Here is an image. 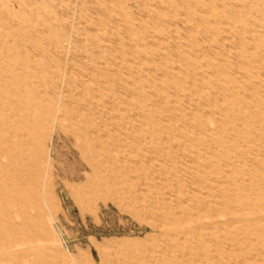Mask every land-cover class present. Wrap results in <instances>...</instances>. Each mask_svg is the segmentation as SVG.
Segmentation results:
<instances>
[{
	"label": "rangeland",
	"instance_id": "obj_1",
	"mask_svg": "<svg viewBox=\"0 0 264 264\" xmlns=\"http://www.w3.org/2000/svg\"><path fill=\"white\" fill-rule=\"evenodd\" d=\"M36 18L25 233L58 252L20 264H264V0H0V33Z\"/></svg>",
	"mask_w": 264,
	"mask_h": 264
},
{
	"label": "bare ground",
	"instance_id": "obj_2",
	"mask_svg": "<svg viewBox=\"0 0 264 264\" xmlns=\"http://www.w3.org/2000/svg\"><path fill=\"white\" fill-rule=\"evenodd\" d=\"M10 19L18 21V18ZM53 35L52 27L47 28L41 18L34 19L33 23L27 22L20 32L0 33V93L5 94L7 104H13L12 110L5 108L2 110L5 114L0 115V264H20L27 256L58 252L48 242L51 236L48 228L44 232L25 233L28 227L35 226L37 220H44L41 215L33 213L42 198L27 191L23 193L22 190L38 187L43 177H47L40 176L42 172L39 166L44 156L39 138L40 100L41 93L47 89L41 86L44 81L37 82L40 63H35L28 71L18 59L21 54L37 58L39 43L56 44L57 39ZM28 36L33 38L36 45L26 44ZM70 67L73 68L71 64ZM17 72H20L19 76ZM20 75L35 77V84L22 81ZM23 214L28 215V219ZM28 221L31 222L29 226ZM41 243L45 244L40 246ZM25 245H28V249L22 250L21 247Z\"/></svg>",
	"mask_w": 264,
	"mask_h": 264
}]
</instances>
